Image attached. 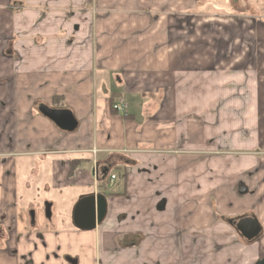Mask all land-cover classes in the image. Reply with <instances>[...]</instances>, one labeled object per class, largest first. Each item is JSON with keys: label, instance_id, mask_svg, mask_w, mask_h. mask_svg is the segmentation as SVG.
I'll use <instances>...</instances> for the list:
<instances>
[{"label": "crops", "instance_id": "1", "mask_svg": "<svg viewBox=\"0 0 264 264\" xmlns=\"http://www.w3.org/2000/svg\"><path fill=\"white\" fill-rule=\"evenodd\" d=\"M196 1L0 0V264L264 258V233L246 244L226 222L254 214L264 230V19L209 20ZM40 102L72 110L77 131ZM33 189L69 192L60 225H38ZM93 193L106 219L80 230Z\"/></svg>", "mask_w": 264, "mask_h": 264}, {"label": "water", "instance_id": "2", "mask_svg": "<svg viewBox=\"0 0 264 264\" xmlns=\"http://www.w3.org/2000/svg\"><path fill=\"white\" fill-rule=\"evenodd\" d=\"M36 110L45 119L53 123L61 132L72 134L79 127V123L72 112L68 108H54L45 103H37ZM111 168L106 167L99 172V167L95 168L94 176L100 182H105L110 174ZM101 178L99 179V177ZM50 206H47L46 213L50 217ZM107 215V200L103 195L96 193L81 198L76 204L73 212V224L80 230L91 231L101 225ZM235 222L238 224L235 226ZM231 226L235 227L236 233L246 244H253L262 238L264 230L253 214H246L235 220H228ZM255 264H264V258Z\"/></svg>", "mask_w": 264, "mask_h": 264}, {"label": "rangeland", "instance_id": "3", "mask_svg": "<svg viewBox=\"0 0 264 264\" xmlns=\"http://www.w3.org/2000/svg\"><path fill=\"white\" fill-rule=\"evenodd\" d=\"M196 0H182V7L185 6H195ZM199 4V5H198ZM198 7L195 11V14H199L204 18H217V17H235L241 18L246 16L259 17L264 19V0H237L234 5H230V0H200L198 2ZM114 173L120 176L121 171L115 170ZM21 175L18 176V179L21 183ZM45 175L39 177V180L34 183V189H40V185H43V180ZM28 180L34 182L33 177H28ZM34 189L29 193L27 201L35 205H39L40 209L37 211V222L38 225H51V223L58 222L57 218L64 212V209L70 204V199L67 197L69 192H49L46 193L44 190L41 192H36ZM38 193V194H37ZM70 201V202H69ZM55 202V207L52 210V216L54 217L53 222L48 218L46 214V204ZM69 203V204H68ZM32 217V214L30 213ZM58 225L59 222L57 223Z\"/></svg>", "mask_w": 264, "mask_h": 264}, {"label": "flooded vegetation", "instance_id": "4", "mask_svg": "<svg viewBox=\"0 0 264 264\" xmlns=\"http://www.w3.org/2000/svg\"><path fill=\"white\" fill-rule=\"evenodd\" d=\"M237 2V0H230V5L232 6V5H234L235 3ZM112 165V164H111ZM110 164L107 166V167H110V168H112V166H111ZM106 168V167H105ZM104 168V169H105ZM103 169V170H104ZM110 188H113V186L112 187H110ZM94 194V193H93ZM78 203V202H77ZM47 206H50V208H51V211H50V217H48L49 219H51L52 218V205H51V203H47L46 204V209H47ZM76 206V205H75ZM32 217H31V220H32V223H34L35 222V217H36V214H35V211H33L32 213ZM47 214V213H46ZM244 215H246V214H244ZM244 215H241V216H239V217H235L234 219H227L226 220V222L228 223V220H235V219H238V218H240V217H242V216H244ZM254 215V214H253ZM48 216V215H47ZM107 216V215H106ZM106 219V218H105ZM229 224V223H228ZM238 224V222H235V226ZM230 225V224H229ZM231 226V225H230ZM234 230H235V227L234 226H231ZM238 235V234H237ZM239 236V235H238ZM240 237V236H239ZM240 239H241V237H240ZM242 240V239H241ZM260 240V239H259ZM258 240V241H259ZM242 242H244L243 240H242ZM245 243V242H244ZM256 243V242H255ZM254 244V243H253Z\"/></svg>", "mask_w": 264, "mask_h": 264}, {"label": "built area", "instance_id": "5", "mask_svg": "<svg viewBox=\"0 0 264 264\" xmlns=\"http://www.w3.org/2000/svg\"><path fill=\"white\" fill-rule=\"evenodd\" d=\"M114 110L117 111L118 113H123L124 112V104L122 101H119L117 104L114 105ZM110 183L113 184L114 181L116 180V176L113 175L110 178Z\"/></svg>", "mask_w": 264, "mask_h": 264}, {"label": "trees", "instance_id": "6", "mask_svg": "<svg viewBox=\"0 0 264 264\" xmlns=\"http://www.w3.org/2000/svg\"><path fill=\"white\" fill-rule=\"evenodd\" d=\"M73 166H74V167H73V170H75V169H76V167H77V166L75 165V163H73ZM102 184H103V186L105 187V185H106V182H103Z\"/></svg>", "mask_w": 264, "mask_h": 264}]
</instances>
